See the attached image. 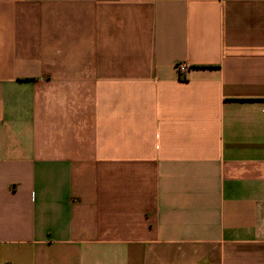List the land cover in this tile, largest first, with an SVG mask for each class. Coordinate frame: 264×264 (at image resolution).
Returning <instances> with one entry per match:
<instances>
[{
	"label": "crops",
	"instance_id": "crops-1",
	"mask_svg": "<svg viewBox=\"0 0 264 264\" xmlns=\"http://www.w3.org/2000/svg\"><path fill=\"white\" fill-rule=\"evenodd\" d=\"M0 264H264V0H0Z\"/></svg>",
	"mask_w": 264,
	"mask_h": 264
},
{
	"label": "built area",
	"instance_id": "built-area-1",
	"mask_svg": "<svg viewBox=\"0 0 264 264\" xmlns=\"http://www.w3.org/2000/svg\"><path fill=\"white\" fill-rule=\"evenodd\" d=\"M176 68L178 72H180L181 74H184V73H187L188 70L190 69V64L187 61L182 60L176 64Z\"/></svg>",
	"mask_w": 264,
	"mask_h": 264
}]
</instances>
